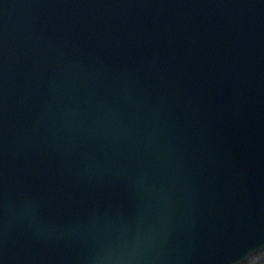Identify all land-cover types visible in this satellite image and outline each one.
I'll use <instances>...</instances> for the list:
<instances>
[{"label":"water","instance_id":"water-1","mask_svg":"<svg viewBox=\"0 0 264 264\" xmlns=\"http://www.w3.org/2000/svg\"><path fill=\"white\" fill-rule=\"evenodd\" d=\"M261 240L264 0H0V264Z\"/></svg>","mask_w":264,"mask_h":264},{"label":"rangeland","instance_id":"rangeland-1","mask_svg":"<svg viewBox=\"0 0 264 264\" xmlns=\"http://www.w3.org/2000/svg\"><path fill=\"white\" fill-rule=\"evenodd\" d=\"M244 264H264V247L253 251L244 261Z\"/></svg>","mask_w":264,"mask_h":264},{"label":"snow or ice","instance_id":"snow-or-ice-1","mask_svg":"<svg viewBox=\"0 0 264 264\" xmlns=\"http://www.w3.org/2000/svg\"><path fill=\"white\" fill-rule=\"evenodd\" d=\"M257 244L259 247H264V240L257 241ZM256 249H248V250H242L238 254V264H244V261L247 259V257L251 254L252 251H255Z\"/></svg>","mask_w":264,"mask_h":264}]
</instances>
